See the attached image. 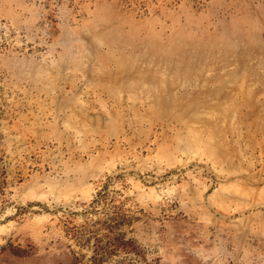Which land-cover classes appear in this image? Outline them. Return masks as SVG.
<instances>
[{
	"label": "rangeland",
	"instance_id": "rangeland-1",
	"mask_svg": "<svg viewBox=\"0 0 264 264\" xmlns=\"http://www.w3.org/2000/svg\"><path fill=\"white\" fill-rule=\"evenodd\" d=\"M264 264V0H0V264Z\"/></svg>",
	"mask_w": 264,
	"mask_h": 264
},
{
	"label": "trees",
	"instance_id": "trees-1",
	"mask_svg": "<svg viewBox=\"0 0 264 264\" xmlns=\"http://www.w3.org/2000/svg\"><path fill=\"white\" fill-rule=\"evenodd\" d=\"M68 264H74L73 260H72V261H70Z\"/></svg>",
	"mask_w": 264,
	"mask_h": 264
}]
</instances>
